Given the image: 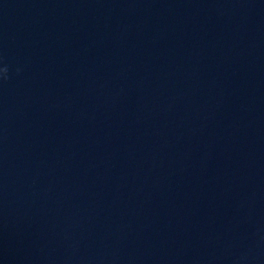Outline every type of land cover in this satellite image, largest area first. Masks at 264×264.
Masks as SVG:
<instances>
[{"label":"water","instance_id":"obj_1","mask_svg":"<svg viewBox=\"0 0 264 264\" xmlns=\"http://www.w3.org/2000/svg\"><path fill=\"white\" fill-rule=\"evenodd\" d=\"M0 57V264H264V0H0Z\"/></svg>","mask_w":264,"mask_h":264},{"label":"clouds","instance_id":"obj_2","mask_svg":"<svg viewBox=\"0 0 264 264\" xmlns=\"http://www.w3.org/2000/svg\"><path fill=\"white\" fill-rule=\"evenodd\" d=\"M20 68L16 69V72L19 73ZM10 68L7 63L4 62L3 57H0V80H8L10 78Z\"/></svg>","mask_w":264,"mask_h":264}]
</instances>
